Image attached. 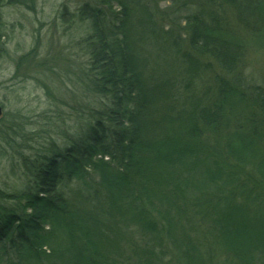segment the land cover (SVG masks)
<instances>
[{
  "label": "trees",
  "instance_id": "obj_1",
  "mask_svg": "<svg viewBox=\"0 0 264 264\" xmlns=\"http://www.w3.org/2000/svg\"><path fill=\"white\" fill-rule=\"evenodd\" d=\"M171 1L167 28L152 0L68 18L88 28L100 104L62 144L16 151L0 264H264V85L241 70L251 40L264 48V0Z\"/></svg>",
  "mask_w": 264,
  "mask_h": 264
},
{
  "label": "rangeland",
  "instance_id": "obj_2",
  "mask_svg": "<svg viewBox=\"0 0 264 264\" xmlns=\"http://www.w3.org/2000/svg\"><path fill=\"white\" fill-rule=\"evenodd\" d=\"M85 1L6 0L1 8L6 52L0 58V128L20 132L11 142L0 140V185L8 190L21 183L17 150L28 154L33 147L62 144L100 104L83 74L87 56L81 39L88 28L77 17L68 20ZM152 1L163 27H169L172 1ZM241 70L250 83L264 85V48L253 40Z\"/></svg>",
  "mask_w": 264,
  "mask_h": 264
},
{
  "label": "water",
  "instance_id": "obj_3",
  "mask_svg": "<svg viewBox=\"0 0 264 264\" xmlns=\"http://www.w3.org/2000/svg\"><path fill=\"white\" fill-rule=\"evenodd\" d=\"M2 113H3V107H2V105H0V117H1Z\"/></svg>",
  "mask_w": 264,
  "mask_h": 264
}]
</instances>
